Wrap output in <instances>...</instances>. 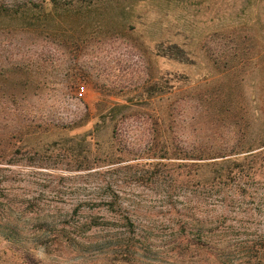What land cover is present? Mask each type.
<instances>
[{
    "label": "rangeland",
    "instance_id": "obj_1",
    "mask_svg": "<svg viewBox=\"0 0 264 264\" xmlns=\"http://www.w3.org/2000/svg\"><path fill=\"white\" fill-rule=\"evenodd\" d=\"M0 264H264V0H0Z\"/></svg>",
    "mask_w": 264,
    "mask_h": 264
},
{
    "label": "built area",
    "instance_id": "obj_2",
    "mask_svg": "<svg viewBox=\"0 0 264 264\" xmlns=\"http://www.w3.org/2000/svg\"><path fill=\"white\" fill-rule=\"evenodd\" d=\"M79 95H81V94H79Z\"/></svg>",
    "mask_w": 264,
    "mask_h": 264
}]
</instances>
